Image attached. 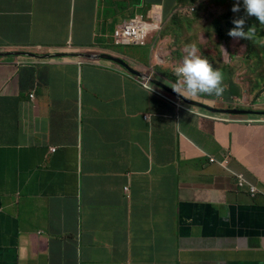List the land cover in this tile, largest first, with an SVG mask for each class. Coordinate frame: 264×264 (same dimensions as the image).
Masks as SVG:
<instances>
[{
	"label": "crops",
	"instance_id": "1",
	"mask_svg": "<svg viewBox=\"0 0 264 264\" xmlns=\"http://www.w3.org/2000/svg\"><path fill=\"white\" fill-rule=\"evenodd\" d=\"M93 4L0 0V40L24 32L0 46V264H264V198L230 192L206 158L229 149L232 169L264 184V116L190 115L125 70L76 72L97 41ZM254 76L229 82L252 109Z\"/></svg>",
	"mask_w": 264,
	"mask_h": 264
},
{
	"label": "clouds",
	"instance_id": "2",
	"mask_svg": "<svg viewBox=\"0 0 264 264\" xmlns=\"http://www.w3.org/2000/svg\"><path fill=\"white\" fill-rule=\"evenodd\" d=\"M92 1L94 4L93 8L88 10V25L97 41L81 53L78 66L82 67L76 69V72L83 71L85 67L96 66L125 70L128 76L143 88L158 95L163 104L167 103L176 111H186V114L190 115L205 117L217 114L221 116L215 117L216 120L230 124L246 122L235 118L236 116H264V112L260 111L262 109L257 108L264 106L261 100H255L253 106L256 110L245 107L242 95L232 94L233 87L229 83V75L240 77L236 76L237 72L244 70L242 76H246L250 63L253 60L259 62L252 57L255 50H258L260 55L264 54V48H248V40L257 28L264 29V0H228L226 4L231 6L229 17L218 30L209 27L205 13L201 20H196L199 21L196 27L189 28L185 24V21L193 19V9L197 4L184 5L179 0H127V3L126 0H101V3L99 0ZM206 1L199 0V3L204 5ZM123 3L127 9L129 6L133 8V11L128 9L130 14H125V18L120 17L115 23L114 18ZM212 10L219 16L227 12ZM188 14L193 15L192 19L186 20ZM232 18L234 19L231 20ZM180 32L187 36L188 41L176 49L173 48V42L181 35ZM234 39H237L236 43ZM140 49L145 50L146 54H143L144 58L136 61L138 57L135 51ZM1 51L3 49L0 48ZM15 53L16 51H12L11 55ZM29 54L38 58L47 55L31 51ZM60 54L61 52L57 51L50 57L60 58ZM227 57L230 59L225 63ZM39 62L47 64L44 59L34 64L28 63L26 67L18 64L21 65L20 71L28 67L35 73L34 69H38ZM222 70L229 71L228 78L223 77ZM154 81L164 87L154 84ZM225 89L227 90L223 95ZM33 91L30 93L31 98L34 97ZM205 101L211 102L212 105ZM196 104L219 111L212 112ZM225 111L238 113L230 114ZM243 118L247 120V117ZM144 119H149V116H144ZM260 120L259 124L264 123V118ZM222 152L219 159L209 156L206 158L207 163H216L224 170L225 174L220 178L230 184V192L236 195L243 193L251 199L258 196L264 198V184L255 179L246 166L241 165L242 172L232 169L231 151L224 149ZM176 264H182L181 260Z\"/></svg>",
	"mask_w": 264,
	"mask_h": 264
},
{
	"label": "trees",
	"instance_id": "3",
	"mask_svg": "<svg viewBox=\"0 0 264 264\" xmlns=\"http://www.w3.org/2000/svg\"><path fill=\"white\" fill-rule=\"evenodd\" d=\"M180 2H182L184 5L187 4H197V7H195L193 9V14L194 17L192 20L190 21H185V24L189 27L192 28L196 22V20H201L204 16L203 13L207 14L208 16V24L209 27H214V29L218 30L220 29L222 23L229 17V11H227L225 14H223L222 16H219L218 14H216L215 12H213V10H209L211 8H227L228 5L226 4L228 2V0H207L204 5L202 3H199V0H179ZM234 18H232L231 20H233ZM180 23H182L181 19L179 20ZM228 22V21H227ZM230 24H232L231 22H228ZM264 43V29L261 30V28H257L256 32L254 35L251 36V38L248 40V48L252 49V48H264V45L261 44ZM264 57L263 55H260V59L259 62L262 61ZM254 76V75H253ZM229 78L231 79V82H234L235 80H233V75H229ZM255 79L264 81V76H254ZM227 89L224 90L223 95H225ZM236 90V88H235ZM262 91L264 92V88H262ZM262 95V94H260ZM264 97V96H263ZM253 100H256L254 98H252ZM259 100H264L263 99H259Z\"/></svg>",
	"mask_w": 264,
	"mask_h": 264
},
{
	"label": "rangeland",
	"instance_id": "4",
	"mask_svg": "<svg viewBox=\"0 0 264 264\" xmlns=\"http://www.w3.org/2000/svg\"><path fill=\"white\" fill-rule=\"evenodd\" d=\"M125 3H127V0H126ZM128 9H129L130 12L133 11V8H130V6L128 7ZM212 9H216V10H220V11H229V10H231V6L229 5V7H227V8H215L214 7V8H211L209 10H212ZM192 17H193L192 14H188L187 17H186V20H190V19H192ZM198 22L199 21H196L195 22L194 27L197 26V23ZM20 30H22V29L20 28ZM20 30L13 31V32L8 33L5 36H2L1 37V40H0V46L1 47H6V45H10V44H15V43L22 42L23 41L22 38L24 37V32H22ZM180 34L181 35H178L177 36V39L173 42V48L179 49L181 45H184L186 43V40L188 41L187 36L185 37L181 32H180ZM234 42L236 43L237 42V39H234ZM225 56H227V53L225 54ZM141 57L144 58L142 54H141ZM229 59L230 58L227 57V59L224 62L226 63V61H228ZM244 61H245V59L243 58L242 59V63H244ZM46 65L49 66L51 64L50 63H47ZM34 71L36 72V69H34ZM244 72H245L244 70H239L237 72L236 76H242ZM250 72H252L253 75H257L259 77L264 76V57H263V59H262L261 62H256V61L253 60L250 63L249 73ZM222 74H223V77L224 78H228L227 75H229V71L222 70ZM223 81H225V80H223ZM205 103L212 105V103L209 102V101H205ZM262 110H264V108H262Z\"/></svg>",
	"mask_w": 264,
	"mask_h": 264
},
{
	"label": "water",
	"instance_id": "5",
	"mask_svg": "<svg viewBox=\"0 0 264 264\" xmlns=\"http://www.w3.org/2000/svg\"><path fill=\"white\" fill-rule=\"evenodd\" d=\"M154 84H156V85H159L160 87H164L162 84H160V83H157V82H153ZM196 106H198V107H201V108H204V109H207V110H210V111H212V112H218L219 110H215V109H212V108H209V107H207V106H204V105H200V104H196ZM226 113H230V114H235V113H238L237 111H225Z\"/></svg>",
	"mask_w": 264,
	"mask_h": 264
}]
</instances>
